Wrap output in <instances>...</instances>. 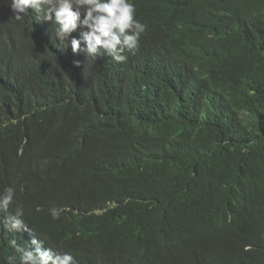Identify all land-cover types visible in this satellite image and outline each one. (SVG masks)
Here are the masks:
<instances>
[{
    "label": "trees",
    "instance_id": "16d2710c",
    "mask_svg": "<svg viewBox=\"0 0 264 264\" xmlns=\"http://www.w3.org/2000/svg\"><path fill=\"white\" fill-rule=\"evenodd\" d=\"M132 2L117 63L0 0V192L78 264H264V0Z\"/></svg>",
    "mask_w": 264,
    "mask_h": 264
},
{
    "label": "clouds",
    "instance_id": "9594fccd",
    "mask_svg": "<svg viewBox=\"0 0 264 264\" xmlns=\"http://www.w3.org/2000/svg\"><path fill=\"white\" fill-rule=\"evenodd\" d=\"M14 18L24 21L29 10L42 14L46 21L58 27L57 39L70 45L73 53L81 51L93 58L106 54L114 62H126V53L135 54L146 25L136 17L132 0H10ZM79 29V37L72 34ZM16 190L6 186L0 192V213H4L3 226L7 231L27 233L30 239L22 246L15 239L8 240L15 255L7 258V264H78L70 252L54 251L44 246L24 219V208L15 200ZM15 205L14 211L10 208ZM53 219H58L61 209H50Z\"/></svg>",
    "mask_w": 264,
    "mask_h": 264
}]
</instances>
